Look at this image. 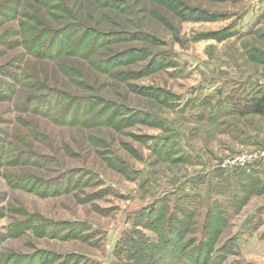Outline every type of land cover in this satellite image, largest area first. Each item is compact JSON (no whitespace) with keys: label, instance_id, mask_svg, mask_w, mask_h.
Here are the masks:
<instances>
[{"label":"rangeland","instance_id":"1","mask_svg":"<svg viewBox=\"0 0 264 264\" xmlns=\"http://www.w3.org/2000/svg\"><path fill=\"white\" fill-rule=\"evenodd\" d=\"M262 97L264 0H0V264H264Z\"/></svg>","mask_w":264,"mask_h":264},{"label":"built area","instance_id":"2","mask_svg":"<svg viewBox=\"0 0 264 264\" xmlns=\"http://www.w3.org/2000/svg\"><path fill=\"white\" fill-rule=\"evenodd\" d=\"M249 159L250 157H247V155H236V156L228 157L221 163V168L223 169L234 168V167L242 168L249 164Z\"/></svg>","mask_w":264,"mask_h":264},{"label":"trees","instance_id":"3","mask_svg":"<svg viewBox=\"0 0 264 264\" xmlns=\"http://www.w3.org/2000/svg\"><path fill=\"white\" fill-rule=\"evenodd\" d=\"M246 109L253 112V113H258V114H264V97L251 101L246 106Z\"/></svg>","mask_w":264,"mask_h":264}]
</instances>
